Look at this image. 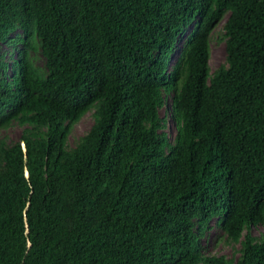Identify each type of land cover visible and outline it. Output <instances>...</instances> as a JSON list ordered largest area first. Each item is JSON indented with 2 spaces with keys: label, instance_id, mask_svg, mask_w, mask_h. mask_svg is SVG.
I'll list each match as a JSON object with an SVG mask.
<instances>
[{
  "label": "trees",
  "instance_id": "1",
  "mask_svg": "<svg viewBox=\"0 0 264 264\" xmlns=\"http://www.w3.org/2000/svg\"><path fill=\"white\" fill-rule=\"evenodd\" d=\"M18 42L0 50V129L28 124L0 136V264H264V0H0V48ZM212 218L234 258L203 251Z\"/></svg>",
  "mask_w": 264,
  "mask_h": 264
},
{
  "label": "rangeland",
  "instance_id": "2",
  "mask_svg": "<svg viewBox=\"0 0 264 264\" xmlns=\"http://www.w3.org/2000/svg\"><path fill=\"white\" fill-rule=\"evenodd\" d=\"M221 22H218L214 26V34L218 30H220ZM182 38V36L180 35ZM180 38V39H181ZM4 49V57L7 60H10L11 57L14 56V53L9 54V47L4 44L0 50ZM15 50V49H14ZM224 41L219 40L215 37L210 38L209 44H208V66L209 69H213L216 66H218L220 63L224 61ZM173 56V55H172ZM173 57L170 59V62L172 61ZM6 60V61H7ZM42 58H37L36 62L41 63ZM8 62V61H7ZM7 72L10 71V67L6 69ZM163 107L158 109V112L160 114H163ZM92 121L90 111L84 112L73 124L71 125L70 133L68 134L69 141H72L77 137V135H80L83 133L90 125ZM28 124L23 123H17L16 121H12L9 123L6 127L0 129V136H4L6 140H14L19 137V134L21 132V129ZM164 130L165 132L171 135L172 131L174 130V124L173 121L170 119L169 116L165 117V123H164ZM214 218L210 219L209 221V227L205 230V233L203 237L201 238L202 245L204 246L203 251L205 253H214V254H223L225 257L231 256L232 258L235 257L236 251L234 250L235 247L238 246V243H228L223 241H217L214 242V235L217 232L215 229ZM249 232H251L254 235H258L261 233L264 235V223H259L256 225H250L248 227ZM245 230L242 229L241 233Z\"/></svg>",
  "mask_w": 264,
  "mask_h": 264
},
{
  "label": "clouds",
  "instance_id": "3",
  "mask_svg": "<svg viewBox=\"0 0 264 264\" xmlns=\"http://www.w3.org/2000/svg\"><path fill=\"white\" fill-rule=\"evenodd\" d=\"M16 31L18 33H21L20 30L18 28H16ZM21 47V42H18L14 47H11L12 48V53H14V56L13 57H17V49ZM15 49V50H14ZM11 53V54H12ZM169 63H170V60L166 62V69L169 67ZM161 96L164 100V103L161 105V106H158V108L160 109L161 107H163V113L167 110V101L169 99V96H170V93L169 92H166L164 91L163 89L161 90Z\"/></svg>",
  "mask_w": 264,
  "mask_h": 264
}]
</instances>
